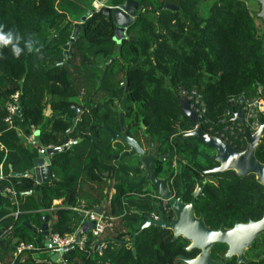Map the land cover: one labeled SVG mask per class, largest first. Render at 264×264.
<instances>
[{"label": "trees", "instance_id": "16d2710c", "mask_svg": "<svg viewBox=\"0 0 264 264\" xmlns=\"http://www.w3.org/2000/svg\"><path fill=\"white\" fill-rule=\"evenodd\" d=\"M69 1H61L58 9L56 0H0V31L20 35L21 47L25 40L33 41L32 50L25 49L19 58L9 47L0 48V258L11 262L14 247L24 241L42 246L43 237L22 223L38 230L45 214L49 213L51 232H72L82 215L68 207L83 199L87 208L103 207L105 215L113 216V227L102 237L106 243L102 255L87 234L85 249L64 253L63 264H183L180 255L190 258L198 250L187 252L189 241L173 239L170 229L149 226L131 241L146 215L157 211L147 197H139L153 190L147 182L135 185L142 178L138 158L125 154L128 147L112 141L107 129L121 133L119 104L126 97L122 113L126 131L135 129V139L146 146L149 137L166 156L164 163H155L158 176L175 158L178 167L175 174L170 168V188L189 202L204 170L216 164L208 159L201 140L184 136L194 122L181 109L180 90L194 89L202 96L209 119L202 125L214 134L217 120L231 108L229 99L241 92L253 95L255 85L264 81L263 30L260 33L245 0H214L205 15L199 14L197 0H137L120 54L103 67L116 46L111 39L114 22L103 7L95 9L76 0L75 8L89 15L73 36L75 24L66 12L72 9ZM124 1L109 0V5ZM166 3L175 9L165 8ZM69 41L64 62V45ZM15 92L20 115L9 127L3 118ZM47 103L52 111L46 129L38 134V147L61 146L70 139L72 144L52 155L50 179L33 192V176L15 177L10 172L31 169L37 152L22 143L17 131L27 136L30 126L38 128ZM243 143L239 139L233 145L240 150ZM254 154L264 164V142ZM214 178L217 183H204L194 204V213L204 214L209 228H231L237 221L264 216V187L253 174L239 177L227 170ZM6 187L17 192V206L3 192ZM57 200L60 204H55ZM16 209L17 218L10 214ZM168 213L173 216L170 209ZM259 249L264 251V234ZM225 250L223 244L213 246L212 259L221 258ZM13 264L58 263L49 258L38 262L27 252L24 260ZM223 264L237 263L231 257ZM242 264H264V260Z\"/></svg>", "mask_w": 264, "mask_h": 264}, {"label": "water", "instance_id": "95a60500", "mask_svg": "<svg viewBox=\"0 0 264 264\" xmlns=\"http://www.w3.org/2000/svg\"><path fill=\"white\" fill-rule=\"evenodd\" d=\"M260 5V10L257 13V18H260L264 22V0H256ZM165 8L175 9V6L166 3ZM138 9V2L136 0H125L120 5L115 6H103V13L110 16L114 22L116 29L112 40L115 43V50L113 55L105 62L103 67L110 63L116 56L120 54L122 39L126 38V29L133 23V19L136 16ZM78 31V24H75L73 30V36L76 35ZM58 34V32H57ZM71 41L64 45V62L68 60V48ZM263 49H264V27L262 35ZM128 84L124 85V92H127ZM126 97H124L120 104V110H124V102ZM20 101V98H19ZM181 104V109L185 116L191 119L194 123L197 122V116H195L194 111L190 107L189 99L187 96H182L179 99ZM50 112V106L48 105L45 114L48 115ZM122 112L118 113V118L120 120L121 133L116 134L113 131L107 129L111 135L112 141H119L125 144L128 149L125 150V154H133L138 158L137 170L144 172L143 177L135 185H140L147 182L151 189L156 192L159 200L167 201V205L173 216L167 218L163 213L159 211V200H153L151 197L147 199L154 203L157 210V218H153L151 215H146L145 222L139 228V230L130 237L131 241H135V236L142 232L146 227L157 226L162 229H170L172 231L173 239L183 237L187 239L190 244L186 247L187 251L194 248L199 249V253L193 258L189 259L183 255L179 256V259L186 264H223L226 259L235 256L237 264L249 263L251 260L246 258L243 254L244 250L249 248L250 245L255 241V239L264 233V216L259 220H249L248 222H235L232 228H225L220 225L217 229L209 228L204 222V214L196 215L194 213L195 198L202 193V185L206 182L217 183L214 175L217 172H224L227 170H233L240 176H246L253 174L255 180L262 187H264V164L259 163L255 158V150L260 143L264 142V119H260L259 129L251 134L249 130L244 129L240 133V137L245 139L246 146L244 149H236L230 143L224 141L218 136H214L206 132L202 125L191 129L184 133V136H195L201 140L208 148L213 150V155L208 156L212 162L216 164L213 168L204 170V179L197 182L195 189L192 193V197L189 202H184L183 193L176 196L175 192L169 188L168 178L170 177V171L167 167L165 170V175L158 176L156 174L157 160L165 159L159 153L158 146H155L153 141L147 137V146L135 139L136 130H132L130 133L126 131V127L123 123ZM20 115V109L16 111L15 118ZM234 120L237 122H242L243 115L241 113L240 107L233 112ZM75 121V119H74ZM71 128V127H70ZM38 134L35 135L34 140L37 141ZM70 145L52 146L47 147L44 153H37V156L32 161V167L29 171L23 173H17L11 170L10 175L15 177H22L23 175L30 174L34 177L36 185L33 192L38 191L39 184L46 183L51 177V157L53 154L61 151H67ZM101 208L98 209V212ZM48 215H44L42 225L39 230L31 227L26 222L25 225L33 234H40L42 237L48 235ZM88 224L84 223L81 232H86L88 230ZM225 244L227 249L223 256L218 260H214L210 257L211 248L218 244ZM51 261L58 264H63L61 262L60 253H53L49 256ZM264 259V254L261 256Z\"/></svg>", "mask_w": 264, "mask_h": 264}, {"label": "built area", "instance_id": "2783aa9c", "mask_svg": "<svg viewBox=\"0 0 264 264\" xmlns=\"http://www.w3.org/2000/svg\"><path fill=\"white\" fill-rule=\"evenodd\" d=\"M57 2H61L63 0H56ZM96 1V0H93ZM100 6L103 4L98 3ZM143 10V9H142ZM123 84V82H120ZM255 93L253 95H248L245 92L239 93L237 96L231 97L229 99L231 103L230 110L225 111L222 116L217 120V123L214 126V134L219 138L223 139L224 141L230 143L233 147V142L236 140H243L244 143L242 144L243 148H245V139L240 137V133L244 131V129L249 130L251 134L256 132L260 127V119H264V81L262 83H257L254 87ZM181 97L187 96L189 99L190 107L197 116V122L194 123L193 128H196L202 123H208L209 119L206 116V104L200 94L195 92L194 89L190 90V93L186 92L185 90H180ZM12 100L6 106V115L4 116L3 120L7 123V125L13 126L15 121V114L19 108V96L18 93L15 92L11 95ZM240 107L241 113L243 115L242 122H237L234 120L233 112ZM76 112H79V109L76 108ZM203 126V125H202ZM31 133L26 136V144L36 145L34 140L35 135L39 134L38 128L35 126H30ZM192 128V129H193ZM71 139L65 141L63 145H71ZM47 147H52V145H48L46 147L40 148L38 153H44ZM239 150V149H238ZM163 163L165 159L161 160ZM171 166H167L173 171V174L177 172V163L175 158H173ZM25 176H31L30 174H26ZM0 178H2V173H0ZM173 190V189H172ZM113 191V190H112ZM174 191V190H173ZM5 194L9 195L11 200V204L17 206L18 204V194L10 187H6L3 189ZM28 192H31L29 190ZM139 197H151L154 200H159L160 198L156 194V192L151 193H144ZM109 198L107 199V202ZM160 201V209L159 211L167 213L169 211V206L167 205V201L159 200ZM61 200H57L55 204H60ZM70 210H75L80 215H82L81 221L72 232L67 234H59L57 232H51L48 228V235L43 237V245H37L29 242H21L17 244L12 252L13 260L11 262H4L0 258V264H13L14 260L22 261L24 260V254L30 252L31 256L38 262H44L47 258H39L35 255L39 253H47L49 255L53 253H60L62 256L64 253L72 251L73 249L77 248L79 250L85 249L88 239L87 234H89L92 241L90 244L93 248L98 252V255H102V252L106 249V243L103 241L102 237L107 231H111L113 227L114 217L110 215H105L103 212V207H101V211L98 212V207L94 208H87L86 202L83 199H80L78 203L69 206ZM13 217L17 218L18 215L17 209L10 213ZM153 218H157V211L152 212L150 214ZM166 217V216H165ZM84 223H87L88 230L86 232H81V228Z\"/></svg>", "mask_w": 264, "mask_h": 264}, {"label": "crops", "instance_id": "0c3cea01", "mask_svg": "<svg viewBox=\"0 0 264 264\" xmlns=\"http://www.w3.org/2000/svg\"><path fill=\"white\" fill-rule=\"evenodd\" d=\"M103 0H96V1H93V5L91 4V6L93 7V8H95V9H99L100 7H103V6H106V5H109V1H108V3H106L107 1H104V5L103 6H100L98 3H101ZM111 6V5H110ZM72 9L69 11H67V15H68V19H70L72 22H74V24H79L80 23V21H82L83 19H85L88 15H89V13L87 12H85V14H82V11H78V9H76L75 7H71ZM78 11V12H77ZM84 13V12H83ZM75 26V25H74ZM120 104H121V102H120ZM120 104H119V112H122L121 110H120ZM50 106V103H47V105H46V108H47V106ZM51 106H50V112H49V114L46 116V115H44V121H43V123L38 127V131L40 132V131H42V130H44V129H46V127H47V125H48V116L51 114ZM118 112V113H119ZM123 113V112H122ZM45 114V113H44ZM123 123H124V125H125V120H124V118H123ZM125 127H126V125H125ZM17 135H18V137H19V139L22 141V143H24V144H26V140H25V138H26V136L25 135H23L20 131H17ZM72 141V140H71ZM36 142V145H30V144H26V145H28V147H29V149H31V150H35L37 153H38V150L40 149V148H43V146H41V147H38V144H37V141H35ZM37 156V155H36ZM143 174H144V172H142L141 173V175L143 176ZM99 208H101V207H99ZM98 208V209H99ZM45 215H48L49 216V213L48 214H45ZM49 219H50V216H49V218H48V222H47V225L49 224ZM49 228V227H48ZM39 230V229H38ZM35 256H37V257H39V258H47V256L49 257L50 255L49 254H47V253H39L38 255H35Z\"/></svg>", "mask_w": 264, "mask_h": 264}, {"label": "rangeland", "instance_id": "374dc122", "mask_svg": "<svg viewBox=\"0 0 264 264\" xmlns=\"http://www.w3.org/2000/svg\"><path fill=\"white\" fill-rule=\"evenodd\" d=\"M85 1H86L85 2L86 5L87 4H89V5L92 4L93 5V0H85ZM104 1H107L106 3H108L109 0H103L101 2V4L104 5L105 4ZM213 1L214 0H197V9H198L199 14L205 15L207 13V11H208V8L211 6ZM245 1H246V5H247V7H248V9L250 11V14L254 18V20L256 22V25L259 28V31L261 33V31L263 30V27H264V22H263L262 19L257 18V16H256L257 13L260 10V5H259V3L256 0H245ZM67 3L70 4L71 7H77L79 2L76 1V0H71V1H69ZM67 3H65V4H67ZM59 4L61 5V2H56V6H57L58 9L61 8V7L59 8ZM106 6H110V5H106ZM203 150H204V148H203ZM205 151H206L205 154H207L208 156H212L213 155V150L212 149L206 147ZM260 253L261 252H259L257 255H259ZM183 264H186V263L184 262Z\"/></svg>", "mask_w": 264, "mask_h": 264}, {"label": "clouds", "instance_id": "9594fccd", "mask_svg": "<svg viewBox=\"0 0 264 264\" xmlns=\"http://www.w3.org/2000/svg\"><path fill=\"white\" fill-rule=\"evenodd\" d=\"M21 40V36L14 33L12 30L7 32L0 31V48L9 47L12 55L16 58H19L25 49L28 51L32 50V40H25L23 42V47H21Z\"/></svg>", "mask_w": 264, "mask_h": 264}, {"label": "flooded vegetation", "instance_id": "af4514ba", "mask_svg": "<svg viewBox=\"0 0 264 264\" xmlns=\"http://www.w3.org/2000/svg\"><path fill=\"white\" fill-rule=\"evenodd\" d=\"M245 146H246V142H245ZM164 165V164H163ZM167 166L168 165H164V169L166 170V168H167ZM164 175H165V173H164ZM163 176V175H162ZM143 177V176H142ZM255 177V176H254ZM204 179V178H203ZM170 183H171V178L169 177L168 178V185H169V188H170ZM171 189V188H170ZM175 192V191H174ZM177 196V195H176ZM154 200V199H153ZM160 202V201H159ZM187 203V202H186ZM159 206H160V203H159ZM170 215V214H169ZM168 215V219L169 218H171L172 216H169ZM248 222V221H247ZM234 226V225H233ZM232 226V227H233ZM231 227V228H232ZM264 234V233H263ZM260 236H262V234H260ZM260 236H258L256 239H255V241L250 245V247L249 248H247V249H245L244 250V252H243V254H244V256L246 257V258H248L249 260H253V259H255V260H264V259H261V256L264 254V251H260V249H259V239H260ZM189 244H190V242H189ZM189 244L186 246V247H188L189 246ZM219 244H221V243H219ZM216 245H218V244H216ZM223 245H225V244H223ZM215 246V245H214ZM226 246V245H225ZM213 248V247H212ZM212 248H211V250H212ZM194 249H196V250H198V252L197 253H195L194 254V256L193 257H190L189 259H193L198 253H199V249H197V248H194ZM194 249H192V250H190V251H187L186 250V248H185V250L187 251V252H191V251H194ZM226 249H227V246H226ZM211 250H210V257H211ZM226 251V250H225ZM259 252H261L259 255H257ZM223 256V255H222ZM221 256V257H222ZM252 256H258L257 258L256 257H252ZM232 257H235V256H232ZM188 258V257H187ZM212 258V257H211ZM234 260H235V258H234Z\"/></svg>", "mask_w": 264, "mask_h": 264}]
</instances>
